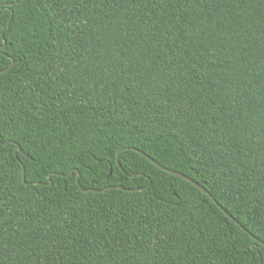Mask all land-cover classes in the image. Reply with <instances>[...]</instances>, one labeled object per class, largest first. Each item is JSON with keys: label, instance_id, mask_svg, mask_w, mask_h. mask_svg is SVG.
<instances>
[{"label": "trees", "instance_id": "16d2710c", "mask_svg": "<svg viewBox=\"0 0 264 264\" xmlns=\"http://www.w3.org/2000/svg\"><path fill=\"white\" fill-rule=\"evenodd\" d=\"M0 35V264H264V0H0Z\"/></svg>", "mask_w": 264, "mask_h": 264}, {"label": "water", "instance_id": "95a60500", "mask_svg": "<svg viewBox=\"0 0 264 264\" xmlns=\"http://www.w3.org/2000/svg\"><path fill=\"white\" fill-rule=\"evenodd\" d=\"M7 69L5 70H0V71H6ZM20 145L17 143V146ZM125 148H132L134 150H137L139 151L142 155L146 156L150 161H152L155 165H157L158 167L162 168L163 170L165 171H168L172 174H175L177 176H180L188 181H190L191 183H193L196 187H198L204 194H207L212 200L213 202L226 214L228 215L229 217H231L238 225H240L243 229H245V227L237 220L235 219V217H233L218 201L217 199L203 186L201 185L199 182H197L196 180H194L193 178L189 177L188 175L180 172V171H176L174 169H171V168H168L162 164H160L157 160H155L154 158H152L150 155H148L147 153H145L144 151L140 150V149H137L135 147H125ZM125 148H122L121 150L125 149ZM120 152V151H119ZM117 162H118V165H120V162H119V153L117 155ZM23 170L25 172V168L23 167ZM25 183H28V182H25ZM117 188H121V189H124V187L122 186H117ZM107 188L105 189H102V190H96V189H93V188H88L87 190H93V191H105Z\"/></svg>", "mask_w": 264, "mask_h": 264}, {"label": "snow or ice", "instance_id": "6c2138e0", "mask_svg": "<svg viewBox=\"0 0 264 264\" xmlns=\"http://www.w3.org/2000/svg\"><path fill=\"white\" fill-rule=\"evenodd\" d=\"M12 47H15V45L13 44ZM8 48H9V42L7 41V37L0 35V65L6 67L8 71H11L15 67V64L10 62L13 60V57L8 51ZM5 61H9V62L5 64L4 63ZM2 136L3 133H0V138H2ZM21 153H23L26 157L30 159L33 158L29 155V153L25 151L22 144L18 145L17 148V155H20ZM255 246L257 247L258 250H261L260 255L264 256V242L257 240L255 242Z\"/></svg>", "mask_w": 264, "mask_h": 264}]
</instances>
